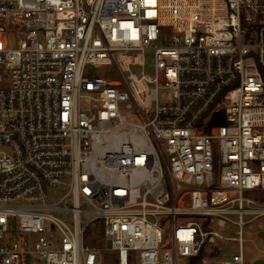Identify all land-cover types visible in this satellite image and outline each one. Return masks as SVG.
Masks as SVG:
<instances>
[{"label": "built area", "instance_id": "2783aa9c", "mask_svg": "<svg viewBox=\"0 0 264 264\" xmlns=\"http://www.w3.org/2000/svg\"><path fill=\"white\" fill-rule=\"evenodd\" d=\"M258 192L264 0H0V264H245Z\"/></svg>", "mask_w": 264, "mask_h": 264}, {"label": "rangeland", "instance_id": "374dc122", "mask_svg": "<svg viewBox=\"0 0 264 264\" xmlns=\"http://www.w3.org/2000/svg\"><path fill=\"white\" fill-rule=\"evenodd\" d=\"M89 73L93 75L101 74V69L95 67L88 68ZM253 199L262 207H264V192L254 193ZM246 224L244 226V256L245 264H253L257 259H264V214H250L245 217ZM225 237L237 236L238 228L228 225L225 228L218 229ZM101 246L107 247V243L101 240ZM239 250L237 243L233 241L218 242L215 245H209L207 252L204 253L203 264H218L223 255L230 257ZM219 251V255L214 252ZM105 264H114L116 260V252L106 251Z\"/></svg>", "mask_w": 264, "mask_h": 264}, {"label": "trees", "instance_id": "16d2710c", "mask_svg": "<svg viewBox=\"0 0 264 264\" xmlns=\"http://www.w3.org/2000/svg\"><path fill=\"white\" fill-rule=\"evenodd\" d=\"M203 257H204V253H201L200 255L191 258L188 264H203Z\"/></svg>", "mask_w": 264, "mask_h": 264}, {"label": "water", "instance_id": "95a60500", "mask_svg": "<svg viewBox=\"0 0 264 264\" xmlns=\"http://www.w3.org/2000/svg\"><path fill=\"white\" fill-rule=\"evenodd\" d=\"M107 248L111 249L112 248V244L110 241H107ZM253 264H264V259H257L254 261Z\"/></svg>", "mask_w": 264, "mask_h": 264}]
</instances>
